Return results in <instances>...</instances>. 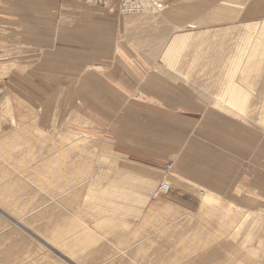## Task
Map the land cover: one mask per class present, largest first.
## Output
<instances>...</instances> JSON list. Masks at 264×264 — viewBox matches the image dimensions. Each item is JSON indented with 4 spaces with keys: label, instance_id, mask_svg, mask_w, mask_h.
I'll return each instance as SVG.
<instances>
[{
    "label": "rangeland",
    "instance_id": "rangeland-1",
    "mask_svg": "<svg viewBox=\"0 0 264 264\" xmlns=\"http://www.w3.org/2000/svg\"><path fill=\"white\" fill-rule=\"evenodd\" d=\"M5 1L6 0H0V6H2ZM82 1L86 5L92 7L95 6L93 3L88 2L87 0ZM230 1L216 0L214 1L215 4L212 3L210 0H208V2H206V0H170L168 2H170L172 8L174 6H179L178 8L180 9L176 8V10H178V12L181 14L180 16H185L190 13V15L193 17L191 19H195V21L200 16L202 18L205 15V12L213 13L218 9H220V12L224 17L225 11L229 8V10L235 9L234 11H231V13H234V17L232 18V20L234 21L242 22L245 21V19L248 20L264 17V0H232V4L230 3ZM7 3L10 4V1L7 0ZM105 10L109 13L114 12L108 9ZM242 11L244 12L242 13ZM239 15L241 17L238 18L237 16ZM122 17L125 19V21L123 22V35L125 34L124 39L131 43V45H129L130 50H136L138 54L142 55L143 63L137 61L140 63V65H142V71L144 75H146L142 77L147 78L151 76L152 81L156 83V86L158 88L162 87L169 90L170 88L169 86H166V84L174 85L175 83L176 85L184 84L185 86L186 84H190L185 83L181 80H178L177 84L176 82H173V80L171 81L170 78H167L164 74H162V71L160 69V62L164 59L163 57L166 53V46L172 36L171 30L174 28L171 23L166 21L163 23L164 25L162 24L160 26L159 23L157 25L153 24V22L158 20V18L152 17L148 21L144 18L145 16ZM147 17H149V15ZM199 19L200 18H198V20ZM175 20H173L172 22H174ZM191 26H193L192 22L190 24V27ZM163 27H165V29H163ZM2 28L4 30L7 29L6 26L0 27V33ZM162 30L164 33H159ZM15 31L16 35H19L20 29H15ZM159 37H162V39H160ZM263 37L264 36H262V38L260 39L262 40V44L264 45ZM15 42L18 43V40H16ZM101 42L103 41L97 42L96 46L102 47L101 44L103 43ZM158 42H161L159 43V45L162 44V46L157 48V46H159L157 45ZM89 43H91L92 45L94 44L92 42ZM124 43L126 42H118L115 44L114 52L116 56L121 58L124 57L118 54V47H122L123 49H121L125 52ZM235 46L236 50L234 49V51L229 54L231 56V61L229 62L232 63V65L239 66L240 61L237 59V57L239 56L241 42H239V44ZM10 48L12 47H3V51L8 52V56H11L9 59H6V57L1 58L0 56V62H12L15 65L13 70L10 71L9 75L0 82L1 110L2 103L5 101L6 96L12 95L13 93H18L23 98V100L26 101V105H24L21 109L11 111L8 110L4 113V117L2 119L0 118V207H2V209L6 210L7 212L6 214L4 211L0 210L1 218L6 220L7 222L6 225H0V264H82L81 262H79L80 255L78 253H76L75 255H73L72 253L68 254L66 251L63 253L64 249L61 250L62 246H60L58 242L52 241V236L50 235L51 229L49 227L48 222L49 216L46 217V215H44L40 217L39 224L43 223V228H39L36 224H28L29 222L26 220L25 216H23L24 211L26 213H32L35 211L33 204L35 203L37 197L40 194L41 196L43 194L46 195V190H52L58 194L64 192L62 191L60 186L62 175L60 170L62 168L66 169L64 163L70 162L72 160L71 158L73 157V153L79 151H81L83 155L85 154V156L88 154L86 157L89 156L88 158L89 160H91L87 167L83 168V166L82 168L77 169L78 178L81 177L84 181L82 180L76 182L77 187L82 190H79L80 196L79 199L76 200V202L80 204L82 210H86V212H88L90 216L94 218L92 219L87 217L85 221L89 222L90 224L92 223V225L94 223V227L102 228L100 232V241L96 244V246L86 248L82 252V254L87 256L90 252L89 249L104 247V250L106 251H103L104 254H100L99 257L96 255L98 259L94 264H125L122 260V257H124L123 254H128V252L126 251H129L132 246L137 244V246L135 247L137 251V256L136 258L134 257L133 261L130 263L136 264L137 259L141 257L142 248H146L147 250V245L144 242V238L140 240L138 237L139 232L137 229L143 217L147 216L148 214L154 213L155 208H157V205H153V203H157L158 198H155V196H152V194L157 189L161 188V186L164 184L166 177L169 174L170 176L174 177L182 175L178 171L177 159H170L171 161L167 162L165 166H161L158 164L156 165L154 162L151 161L143 162L144 164H147L149 166L158 167L155 168L146 167L145 165H142V161L144 160V158L140 156L135 157V159L133 158L134 156L132 157V155H130L131 157L128 158L126 155L121 153V151L119 150L121 148L119 146V141H126L118 138L121 133L120 131V133L115 134L113 130L114 128H118L119 130L123 129L126 131L127 127H121V125H119V122L126 124L128 123L125 120L121 119L122 114L124 113L123 110H114V107L116 106L111 105L118 104L119 101L122 100V97L119 96V92H117L113 87L109 86L112 81L111 76H100L102 74H107L108 72L104 65L98 64L97 67L95 64L92 65L88 63L86 65L87 68L78 78V82L71 79V81H69L71 83H68L66 85V88H63L61 94L59 93L60 95L57 94V97L52 99L51 104L46 103L42 105H37L35 102H33L27 97L26 93L22 89L24 87V79H19L13 76V74L17 73L16 71H23V69L25 70V67H20V62L16 60L21 59L19 58V52L18 57H16V54H12ZM104 53L108 54L107 51H105ZM239 58H241V56H239ZM131 60H133V62H129L128 60L127 61L129 62V64L134 65V63H136V60L133 58H131ZM257 64V69L256 71L254 70L255 72H253L251 76V80L254 84L251 88V91H247V93L249 92V94H247L249 95V97H247L248 101H251L252 96L254 95V99L256 102L254 103V108H251L252 110H250L251 115L254 116H256V114L258 115L259 113L260 115H264V106H262L264 104L263 49L261 50L257 58ZM235 72L238 73H236V77L234 80L238 83H242L241 74L238 70ZM38 79L44 82H48V80L46 79ZM120 80H124L126 82L124 86L122 85V87L127 92H130V94L128 95L129 98H135L136 103L142 104V102H139L138 100L154 102V99H151L148 95H145L144 93H140L139 91L131 92L129 87L126 85L129 82L126 76L121 77ZM72 81H75V85L72 83ZM229 81H231V79ZM121 84H123V82H121ZM190 86L194 93H196V100L199 104L204 105V102L207 104L212 103L211 106L213 108L222 109L223 111L230 113L234 117L243 120V123L246 125L255 126L259 130L260 135H264V124H260V121H257L254 118L251 119L248 115L238 110L237 107L230 106L227 102L226 92L222 94L223 103H219L216 101L218 103L217 104L216 102H214L215 100L213 99H207L206 97H202L203 95L207 96V94L204 93L201 88L196 86L197 89L195 90L193 89L196 88L195 86H193L192 84H190ZM228 88L226 87L224 89L227 90ZM182 94L187 95V93ZM181 96V99L179 98V96L177 97L178 102L187 99L186 96ZM171 99L172 98L170 97V101L168 102H177V100ZM85 103L89 106L95 104L94 106L98 107L99 110L96 113H99L98 115H100L101 117H107L111 121L108 122L102 118L100 120V125V123L97 122L98 116L95 115L96 120H94L92 116H89L83 111H81V105ZM148 105L150 106V104ZM148 105L146 104V107ZM155 109L166 111L169 114L173 115V117L175 116V118L178 117V119L182 121L180 122V124L182 125L183 120H188L195 121V123L200 124L199 127L202 126L201 114L199 112L193 111L192 109L186 106L185 109L183 107V109L185 110L184 113L180 111L181 109L173 110L168 109L167 107H157ZM76 111L79 112L82 117V120H80L81 122L76 121L77 119L74 118V114H76ZM14 120H17L18 124H14ZM86 120L90 121L88 122ZM19 123H21L22 125ZM185 124L186 122H184V125ZM111 125H113L114 128ZM208 125L209 128H214V122H209ZM144 126L145 123L142 122V128ZM108 129H110L109 131L111 133H108ZM155 129H157V127H155ZM178 129L181 130L182 133L179 134L177 132ZM39 131L41 133H39ZM69 131L83 133L87 136L86 141H76L74 142V144L69 146L68 149H66L62 157L61 167L60 163H56L55 166L48 165L43 168L42 166L39 167L38 165H40V161L43 160L44 157L47 158L48 156H50V153L52 154V152H54V150L47 149L46 145L57 142L61 139L63 141L66 140V138L62 137L63 134H66L65 137L69 136ZM127 131L134 135H138V133H140L136 132L133 127H128ZM163 131L164 132H158L156 130H153V127L146 128V130L142 129V136L146 134L147 137L152 135L153 137L157 138L158 144L162 146L166 150V152L174 151L172 144L174 143V140L177 139L180 141V148L182 145L187 144V147H190L191 152H200L202 150V146H200L201 144L197 141V139H195V136L193 138L190 137L192 133H189V129H186V131L183 130L181 126L179 127L178 123H173L169 130L164 129ZM190 132H193L195 134L194 130H191ZM159 133L163 134V136H161ZM200 133L202 134L201 129ZM186 135L188 136V140L186 138ZM233 136H235V133H230V136H223L222 139H218V142L221 146L225 148L228 146L230 148L233 145ZM75 144L76 146H74ZM91 144H93V147H90ZM37 147L38 150L40 149L39 151L36 149ZM24 148H31V151H27L26 155H21L23 150H25ZM36 151L38 152L36 153ZM137 154L140 155V152H137ZM142 156L145 157L143 154ZM185 156L186 154L184 153L183 158ZM178 157H182L181 152L178 153ZM138 158H141L142 161ZM11 161L13 162V165L10 164ZM10 167L12 168L11 170ZM32 167L34 168L33 170L35 172H32ZM70 167L74 168V160L72 161V163L70 162ZM258 167H260V169H264V166L258 165ZM29 172H31L33 175H30ZM28 176L31 178H29ZM260 178L261 180H263L261 175ZM155 179H157V182H154ZM6 180L8 181V183ZM38 185H41V189L37 192L36 196L32 198V192L28 195L29 197L27 195H24L25 198H22L23 203L20 205L21 208H24L23 212H20L19 209L9 207L10 205H8V203L12 201L11 198H13L14 196H18L20 193H23L24 190L29 191L33 187ZM174 192L176 193L181 191L174 190ZM174 192L172 193V191L170 190L169 193H171V195L169 196L175 195ZM182 193L186 194L187 192ZM184 196L188 200L192 199V196L188 194ZM223 199L227 200L226 198ZM253 199H257L258 204L261 206H258V209L251 210H254L256 212L263 211V213L261 215H254L252 213V215L250 216L251 219H248L247 223H244V226H241L242 228L237 232L238 236L236 235V237H234L233 239L234 241H232L234 243H232L230 246L228 245V248L226 245H221V255L219 254V260L216 261L215 264H264V201L261 200L262 198L260 196L258 198L254 196ZM182 201L186 202L185 199H182ZM6 206L7 208H5ZM218 209L219 214H222L223 212L225 213L223 206L219 207ZM8 218L9 220H11L9 221ZM96 218L97 221L95 220ZM207 218L212 219L213 222L217 221V215L215 214L213 216L208 215ZM53 222V224L57 226L59 222H61V220L56 219ZM13 224L16 227L19 225L17 227L20 228L19 231L16 228L11 231L7 230L9 229V226L14 227ZM58 227L57 229L59 231L60 229ZM199 227L202 228L201 226ZM147 228L149 229V227ZM146 229L145 227L144 229L142 228V233L140 232L141 236L149 234L148 232L150 231ZM143 232L145 234H143ZM227 233L228 234L225 235H229L230 233L234 232L227 230ZM116 234L118 239L116 238ZM111 238L114 239L113 245L108 246L107 243H109V239L111 241ZM223 239L228 241L229 238L224 237ZM20 240L22 241L20 242ZM213 240L214 238L210 239V244L213 242ZM18 243H20L19 246L17 245ZM220 243L223 244L222 242ZM237 243H239L241 246L237 245ZM15 245L17 246L15 247ZM177 247L175 249H177ZM209 247L211 246H201L199 247V249L198 247L195 248V250L194 248H192L194 251V255L192 256L198 258L201 255H204V252L208 253ZM246 251H251L252 254ZM91 262L92 260H90V262L87 264H91Z\"/></svg>",
    "mask_w": 264,
    "mask_h": 264
},
{
    "label": "bare ground",
    "instance_id": "bare-ground-1",
    "mask_svg": "<svg viewBox=\"0 0 264 264\" xmlns=\"http://www.w3.org/2000/svg\"><path fill=\"white\" fill-rule=\"evenodd\" d=\"M168 1L170 0H140L138 4L141 6V8L137 11V13L133 14H122L121 11L114 9V7H108L105 9H108L110 11L112 10L114 12L118 11L122 16H145L144 18L148 21L152 17L158 18V20L153 22L154 25H157L159 23V25L161 26L166 21L171 23L174 27L171 30L172 36L166 46V53L163 57L164 59L160 62V69L162 71V74H164L167 78H170L171 81L173 80V82H176L177 84L178 80H181L185 83H190L195 87L197 86L201 88L202 91L207 94V96L203 95L202 97L213 99L215 100L214 102L217 101L219 103H223L222 94L226 92L227 102L230 106L237 107L238 110L248 115L251 119L254 118L257 121H260V124H264V115H260V113L258 115L256 114V116L251 115L250 110H252L251 108H254V103H256L254 95L252 96L251 101H248L247 99V97H249V95H247L249 94V92L247 93V91H251V88L254 84L251 80V76L257 69V58L261 50H264V45L262 44V40L260 39L262 38V36H264V17L248 20L245 19V21L242 22L234 21L232 20V18L234 17V13H231L233 9L229 10V8L225 11L224 17L222 16L220 9H218L213 13L205 12V15H202V18L200 16L198 17L200 19L198 20L197 18L195 21V19H191L193 17L190 15V13H188L189 15L187 14L185 16H180L181 14L178 12V10H176V8H178L179 6H174L172 8L170 2ZM210 1L214 3V1L216 0ZM231 1L230 3L232 4ZM206 2H208V0H206ZM130 7H132V5ZM243 12L244 11H242V13ZM148 15L149 17H147ZM237 17L239 18L241 16L239 15ZM172 19L176 20L172 22ZM191 22L193 26L190 27ZM163 29H165V27H163ZM159 33L164 32L162 30ZM159 38L162 39V37ZM239 42H241V47L239 49V56H241V58H239V56L237 57L240 63L239 66H236L232 65V63L229 62L231 61V56L229 54L234 51L236 47L235 45H238ZM121 48L118 47V54L126 58V60H128L129 62H133V60H131V58L122 50L123 48ZM14 66V63L12 62H0V80L5 79V77L9 75L10 71L13 70ZM237 70L241 74L242 83H238L234 80L236 77V73H238L235 72ZM142 79L146 78L143 77ZM230 79L231 81H229ZM121 81L123 82L122 85L124 86L126 82L124 80ZM197 87L193 89L196 90ZM226 87L229 88L225 90L224 88ZM159 89L162 90L166 95L171 96L172 99H175L177 101L178 96L180 99L182 98L181 95L187 97L186 94L176 93L175 91H171L166 88L159 87ZM24 105H26V101L23 100V98L18 93H13L12 95L6 96L5 101L2 103L0 118L2 119L4 117V113L6 111L21 109ZM210 105H212V103H210ZM262 106H264V104ZM75 113L76 114H74V118L77 119L76 121L82 120L79 112L76 111ZM13 123L18 124V121L14 120ZM39 133L41 132L39 131ZM65 135L63 134L62 138H66V140L63 141L61 139L57 142L46 145L47 149L54 150V152H52V154L50 153V156H48L47 158L44 157L43 160L40 161L41 163L40 165H38L39 167L42 166L43 168L48 165L55 166L56 163H60L61 167L62 157L66 149H68V147L74 144V142L76 141H86L87 139V136L83 133L73 131H69V136L65 137ZM187 137L188 136L186 135V138ZM76 144L74 146H76ZM92 145L93 144H91L90 147H93ZM36 149L38 150V147ZM180 149L186 152H191V149L190 147H187V144L182 145ZM27 151H31V148L23 150L21 155H26ZM38 151H36V153ZM86 156L85 154L83 155L81 151L73 153V157L71 158L72 160L70 159V162L72 163V161L74 160V168L70 167V162L64 163L66 169L60 168V171L62 173L60 186L62 191L64 192L58 194L55 193V191L46 190V195L43 194L41 196L40 194L33 204L35 210L34 212L26 213L24 211V208H21L20 204L23 203L22 198H25L24 195L28 196L33 192L32 198L36 196L37 192L41 189V185L35 186L29 191L24 190L23 193H20L18 196H14L13 198H11L12 201L9 202L8 205H10L9 207L19 209L20 212L24 211L23 216H25L26 220L29 222L28 224H36L39 228H43V223L39 224L40 217L44 215H46V217L49 216L48 222L51 229L50 235L52 236V241L58 242L60 246H62L61 250L64 249L63 253L65 251L68 254L72 253L73 255L78 253L80 255L79 262H81L82 264H87L90 262V260H92L91 264H94L97 261L99 255L104 254L103 251H106L104 250V247L89 249L90 252L87 256L83 255L82 252L86 248L96 246V244L100 241V232L102 228L94 227V223L92 225V223L90 224L89 222H86L85 220L87 217L92 219L94 218L90 216V214L86 212V210H82L80 204L76 202V200H78L80 196L79 192L82 191L79 187H77L76 182L83 180L81 177L78 178L77 169L82 168L83 166V168H85L90 163L91 159L89 160V156ZM183 160L185 164H187V158L185 159L184 157ZM10 164L13 165V162L11 161ZM33 167L31 169L32 172L34 171ZM11 169L12 168L10 167V170ZM29 174L31 175L32 173L29 172ZM186 181L188 180H186V177H184L183 175L174 177L170 176L169 174L166 177L161 188L157 189L154 192V194H156V198L158 199L157 203H153V205H157V208H155L154 213L148 214L147 216L143 217L137 229L139 232L138 237L140 240L144 238V242L147 245V250L146 248H142L141 257L137 259L136 264H215V262L219 260V256L221 255V245H226L228 248V245L230 246L232 243H234L232 242L234 241V237H236V235L238 234L237 232L242 228L241 226H244V223H247L248 219H251L250 216L252 215V213L254 215H261L263 213V211L256 212L235 202L224 200L213 191L203 187H199L195 184H193L194 186L191 187L193 189L183 190L186 189L185 187H183ZM165 184H168V189H170L172 193L174 192V190L181 192H174L175 195L169 196L171 195V193L167 191V187L165 186ZM182 192H187L186 194L192 196V199L188 200L184 196L186 194H183ZM182 199H185L186 202H183ZM221 206L224 207L225 213L223 212L222 214H219L218 208ZM5 208H7V206ZM0 210L4 211L7 214L6 210L2 209V207H0ZM214 214L217 215V221L213 222L212 219L207 218V216H213ZM56 219L61 220V222H59L58 224L59 227L58 225L55 226L53 224V221ZM95 220L97 221V218ZM4 224L6 225L7 222L6 220L2 219L0 215V225ZM15 225L14 227L9 226V229L7 230L11 231L16 228L19 231L20 228H17L19 225L17 227ZM199 226H201L202 228H200ZM57 227L60 229L59 231ZM144 227L145 229L149 227V229H147L150 232H148L149 234L147 235L141 236V231L142 228L144 229ZM227 230L233 231L234 233L225 235L228 234ZM143 234L145 233L143 232ZM224 237H228V241L223 239ZM112 238L111 241L109 239V243L106 242L108 246L113 245L114 239ZM211 238H214V240L210 244ZM21 241L22 240H20V242ZM220 242H222L223 244H221ZM19 244L20 243H18L17 245L19 246ZM17 245H15V247ZM136 246L137 244L132 246L129 251H126L128 252V254H123L124 257H122V260L125 264H130L133 261L134 257L136 258ZM201 246L211 247H209L208 253L204 252V255H201L198 258L192 256L194 255V251L192 248H194L195 250V248L198 247L199 249V247ZM176 247L177 249H175Z\"/></svg>",
    "mask_w": 264,
    "mask_h": 264
},
{
    "label": "crops",
    "instance_id": "crops-1",
    "mask_svg": "<svg viewBox=\"0 0 264 264\" xmlns=\"http://www.w3.org/2000/svg\"><path fill=\"white\" fill-rule=\"evenodd\" d=\"M8 1L10 4L6 0L0 6V27L6 26L7 28L6 30L2 28L0 33V56L6 59L11 57L8 56V52L3 51L4 46H11L10 50L12 54H16V57L19 52L21 59L16 60L20 62V67H25V70H15L17 73L13 76L24 79V87L21 86V88L29 99L37 105L51 104L52 99L56 98L57 94L60 95L63 88L71 83L69 82L71 79L78 82V78L87 68L88 63L104 65L108 72L100 76H111L112 81L109 86L119 92V96L122 97L118 104H111L116 106L114 110L124 112L121 119L128 124L119 122V125L127 128L133 127L136 132H140L134 135L129 133L127 128L126 131L119 130L111 125L115 134L121 132L118 138L126 141H119L121 153L128 158L131 157L130 155L134 156L133 158L139 156L144 158L145 161L138 159L146 167L155 166H149L143 162L151 161L156 165L165 166L171 161L170 159H177L179 173L188 180L183 186L186 189L183 190H191L195 184L243 207L258 209L261 206L253 197L260 196L264 201V169L258 167V165L264 166V135H260L255 126L244 124L243 120L222 109H215L205 102L204 105L199 104L190 84L186 86L175 83L174 85L166 84L176 93H187V99L184 101L168 102L171 96L160 90L156 83L152 82L151 76L147 77L148 79H142V76H146L140 65L143 63L142 55L136 50H130L131 43L124 39L123 22L125 19L118 11L109 13L103 7L89 6L82 0ZM15 29H20L19 35H16ZM16 40L18 43L15 42ZM100 41H103L101 42L103 44L100 43L103 48L96 46V43ZM118 42H126L124 43L125 52L130 58L136 60L134 65L129 64L125 58L116 56L114 51L115 44ZM159 43L161 42L157 45ZM160 46L162 44L157 48ZM105 51L108 54L104 53ZM125 76L130 82L126 85L131 92L140 91L154 99V102L136 99L142 102L139 104L135 102V98H129L130 92L122 87L120 80ZM37 77L46 79L48 82L41 81ZM75 81H72L74 85ZM146 104L150 106L146 107ZM94 105L89 106L85 103L79 108L85 114L92 116L94 120L98 116L97 122L100 125L102 118L110 122L111 120L107 117H101L99 113H96L99 110ZM185 106L201 114V127L195 121L188 120H183L182 125L178 117L175 118L166 111L155 109L167 107L173 110L181 109L180 111L184 113ZM142 122L145 123L143 128ZM184 122H186L185 125ZM209 122H214V128H209ZM173 123H178L179 127L181 126L185 131L189 129V133L194 130L195 134L192 133L190 137L195 136L202 150L200 152L183 151L177 139L172 144L174 151L166 152L158 144L157 138L152 135L147 137L146 134L142 136V129L153 127V130L164 132L163 130H169ZM177 132L182 133L179 129ZM230 133H235L232 137L233 145L225 148L219 144L218 139L230 136ZM160 135L163 136V134ZM137 152H140V155ZM180 152L182 157H178ZM184 153L187 164L183 160ZM154 182H157V179ZM237 245L240 244L237 243ZM246 252L251 253V251Z\"/></svg>",
    "mask_w": 264,
    "mask_h": 264
},
{
    "label": "built area",
    "instance_id": "built-area-1",
    "mask_svg": "<svg viewBox=\"0 0 264 264\" xmlns=\"http://www.w3.org/2000/svg\"><path fill=\"white\" fill-rule=\"evenodd\" d=\"M87 1L93 3L95 6L104 7V9L108 7H114V9L121 11L122 14L137 13V11L141 8V6L138 4L140 0H87ZM131 5L132 7H130ZM0 114H1V98H0ZM165 186L167 187V191H170V189H168V184H165ZM153 195L156 198V194L153 193L152 196Z\"/></svg>",
    "mask_w": 264,
    "mask_h": 264
}]
</instances>
